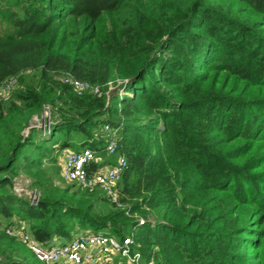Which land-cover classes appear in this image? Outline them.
<instances>
[{
	"label": "trees",
	"instance_id": "trees-1",
	"mask_svg": "<svg viewBox=\"0 0 264 264\" xmlns=\"http://www.w3.org/2000/svg\"><path fill=\"white\" fill-rule=\"evenodd\" d=\"M64 74L102 95L78 96ZM15 76L0 102V264H36L5 232L19 222L49 246L79 222L122 239L134 215L154 264H264V0H0V88ZM47 107L50 132L34 124ZM106 127L130 215L58 183L65 150L110 164ZM22 175L38 206L17 194Z\"/></svg>",
	"mask_w": 264,
	"mask_h": 264
},
{
	"label": "built area",
	"instance_id": "built-area-1",
	"mask_svg": "<svg viewBox=\"0 0 264 264\" xmlns=\"http://www.w3.org/2000/svg\"><path fill=\"white\" fill-rule=\"evenodd\" d=\"M61 81L71 86L78 96L93 95L101 96L102 87L83 81L72 74H64ZM109 85V91L111 90ZM19 88V77L9 79L0 88V102H9L14 92ZM109 96V92L107 93ZM50 112L49 107L44 111V115ZM37 120V118L35 119ZM45 121V120H44ZM38 126V125H37ZM43 131L50 132L51 123L48 125L39 123ZM38 126V127H39ZM108 133L107 146L105 152L109 156L119 155L118 130L106 127ZM61 177L67 184H75L82 189L104 191L108 197L119 207L127 210L119 202L118 184L128 168L127 160L123 156H118L114 164L98 167L92 170V164L99 165L103 162V157L97 150L87 148L80 152L65 150L60 155ZM24 192V190H21ZM26 196L32 206H38L41 194L37 190L26 191ZM137 221L135 228L124 238L110 233H89L77 230L71 239L61 241L54 240L52 245H44L32 234L29 225L19 222L6 229V234L22 243L27 249L34 253L36 258L44 264H143L146 259L140 251L141 245L137 241L136 230L146 225L147 220L139 215L132 216ZM147 260V259H146ZM147 264H154L153 260H147Z\"/></svg>",
	"mask_w": 264,
	"mask_h": 264
},
{
	"label": "rangeland",
	"instance_id": "rangeland-1",
	"mask_svg": "<svg viewBox=\"0 0 264 264\" xmlns=\"http://www.w3.org/2000/svg\"><path fill=\"white\" fill-rule=\"evenodd\" d=\"M110 91L111 92H114L115 91V89H116V86H111L110 87ZM110 91H108L109 92V95H112V93H110ZM120 93L121 94H124V90H122V91H120ZM126 94V93H125ZM50 109V108H49ZM45 120V121H44ZM51 123V116H50V112L48 111V114L47 115H44V113H43V115H42V118H38L37 120H35V122H34V124L36 123V125H38L39 126V123H42V126H43V124H46V126L48 125V123ZM39 128H40V126H39ZM42 129V128H41ZM43 130V129H42ZM83 148H81V149H79V150H82ZM75 150V149H74ZM101 155V154H100ZM58 156V155H57ZM103 157V156H102ZM104 159H109V162H108V164L110 163V164H113V163H115L117 160H118V156L117 155H115V156H109L108 154H105L104 155ZM58 162H59V166L58 167H60L59 169V171L61 172V159L60 158H58ZM48 163V162H47ZM58 165V164H57ZM100 166H101V164H100ZM60 176H61V173H60ZM30 180H28V179H26V177L24 176V175H22L18 180H16V192H17V194H19V195H21V196H24V195H26V191H31L32 189H31V186H30ZM62 187H66V186H70L71 184H67V183H65V181L62 179V177H61V181L60 182H58ZM76 189H78V187L76 188ZM21 190H24V192H22ZM98 191L102 194V195H104L105 194V192L104 191H102V190H100V189H98ZM102 191V192H101ZM101 195V196H102ZM145 219V218H144ZM75 230L77 231V230H81V231H87V232H89V233H106V231H104V230H102V229H98L96 226H93V225H91V224H89V223H81V222H79V223H77L76 224V227H75ZM126 232H127V234H130L131 233V229L128 231V230H126ZM136 234H137V237H138V229L136 230ZM140 244V243H139ZM23 249H24V255L29 259V260H31V261H33V262H35L36 264H44V263H42V262H40V261H38L37 259H36V257H35V255L29 250V249H27L25 246L23 247ZM143 264H147V260L146 259H144L143 260Z\"/></svg>",
	"mask_w": 264,
	"mask_h": 264
},
{
	"label": "crops",
	"instance_id": "crops-1",
	"mask_svg": "<svg viewBox=\"0 0 264 264\" xmlns=\"http://www.w3.org/2000/svg\"><path fill=\"white\" fill-rule=\"evenodd\" d=\"M56 239H58V238H56Z\"/></svg>",
	"mask_w": 264,
	"mask_h": 264
}]
</instances>
